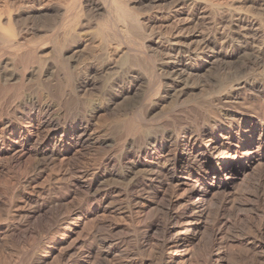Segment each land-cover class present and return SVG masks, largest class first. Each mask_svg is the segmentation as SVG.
<instances>
[{
	"label": "bare ground",
	"instance_id": "6f19581e",
	"mask_svg": "<svg viewBox=\"0 0 264 264\" xmlns=\"http://www.w3.org/2000/svg\"><path fill=\"white\" fill-rule=\"evenodd\" d=\"M104 1L105 0H86L82 7L89 15L99 14L105 9L106 3ZM132 1L137 2L139 0ZM150 1L160 3L166 0ZM107 3L109 5L111 4L109 2ZM171 3L173 5V17L177 19L180 15L185 14V11H187L188 15L191 17L203 15L206 12V10L204 12L203 8L200 6L201 3L197 0H172ZM129 4L130 2H128V0H114L113 4L109 6L110 10L114 9L113 6L115 7V11L113 10L115 12H113L114 19L121 22L125 28L128 26L125 21H127V18L129 21L131 19L128 13ZM71 6H69V8ZM186 8L188 9L186 10ZM215 8L214 10H216ZM211 10L213 11V9ZM213 13L215 14L214 11ZM222 13H225L224 9ZM73 14L75 13L73 12ZM225 14H228L227 17L218 14L221 17L219 16L218 19L214 18L217 20L215 23L216 29L214 31L206 35L204 34L203 37H201L202 35L198 36L196 31L185 34L181 33L178 36L176 35L172 40H168L167 46H160L159 50L155 53L152 52V54H149L146 50V46L139 42L137 35L141 30L140 23L138 19H132L133 26L129 31H132L133 35L129 34L128 29H126V33L124 34L126 35L128 33V36L125 38L126 43L133 44L135 49L131 48V45H128L130 48L127 47L124 51L118 49L119 58H122L123 65L122 63L120 64L122 66H118L117 61L116 63L111 62L108 50V44L111 39L108 33L112 30L107 32L108 28L106 24L108 22L102 23L100 25L101 28L98 26L100 28H98V34L88 38L86 41L88 43L84 44L83 39L86 36L83 33L86 24H89V22L83 19L79 20L80 18L78 19L73 15V18L68 23H66L67 20H64L65 23L63 22L60 29H58L55 28V24L50 21L47 26L50 28L49 31L52 32L51 35L49 38L42 39V41L39 40V42H41L35 44L40 46L41 49H49L51 59H45V61H43L41 57L37 55L35 49L23 50L25 51L24 53H22L20 49V53L18 50L19 48H16L17 46L15 47L13 45L14 48H11L12 42L9 39L10 37L4 36L6 33L4 31L6 30L1 27L0 21V41L7 43L8 45L6 47L11 48L7 53V58H10L11 63L9 60L10 64L8 65L5 61L0 60V162L3 161L6 163V165L9 166H7L8 168L11 167L12 169H16L15 175L23 191H28L30 189V193H37L34 201L37 211H41L42 208L44 209L46 207L45 205L49 203H58L64 197H62V195L61 197L59 195L60 198L52 197V193L54 192L51 193L50 189L45 190V187L40 190L38 189L39 191L35 190L27 180L28 176L23 175V172L19 171L20 164L25 159L27 160L28 157L31 158V156H34L45 166L52 163L59 156L63 155V153L70 151V147H80V145L86 146L90 143L105 144L107 142L105 135H102L104 137H102V140H99L98 137H92L91 134L88 133L94 116L99 112L108 111L112 104L118 100H124L126 97L124 95L134 93L138 88H142V100L147 97H152L153 94V96H157L155 97L157 101L149 105L142 104V108L138 104L140 110L136 111L135 115L130 114V117L120 119L121 121L119 120L118 123L114 121L117 123L116 127H114L116 128L114 134L120 141L113 142L110 151H108L110 153H105L106 155L102 164H99L103 165V168L97 173L99 178L114 177L117 186L114 187L113 185V187H108L102 191L103 193H98L100 189L98 191L96 190L97 181L83 176L82 179H84L79 186L77 185L76 187L72 185L70 188H76L75 190L78 191L77 193L86 197L91 198L97 196V204L99 206L106 203L107 199H109L110 192L117 187L121 188V186H124L126 189L129 186L134 189L139 188L142 192H144L143 190H148L146 194L154 189H157L158 193H167L169 197L168 200L164 203L161 201L164 208V219L157 240H154L152 237L156 220L149 219L148 221L142 222V224L130 226L128 228V234L134 241L136 253H139L141 256H146L149 264H187L188 261L190 263L191 259L195 260V264L233 263V254L231 255L230 251L224 249V245L227 241H225L222 236L223 229L221 230L220 227L217 228L219 224L217 216L214 217L216 219H214L210 225L205 224L203 219L207 207H209L210 204H214L213 199L215 197H226V195L238 185L237 183L242 180L243 177L247 176L250 171L257 177L258 184H261L264 179V30L262 31L260 29L259 25L262 22L258 21L260 24L257 23V18H248L245 17V15L234 18V11L230 9ZM70 16H72V14ZM133 17L136 18L137 16ZM14 20L15 23H17L16 18H14ZM182 21H185V19ZM10 23L9 16L5 27L11 28ZM129 25L130 28L132 24L130 23ZM217 29L221 31L218 32ZM224 30L226 31L225 35H223ZM119 35L122 34L120 33ZM119 35L114 33L111 35V37H113L112 39L118 43V46L122 39ZM217 36H221L223 40L225 39V41L229 43L231 50L227 51L222 48H217ZM94 38H97L98 44L93 54L91 43ZM197 38H200V40L196 41ZM124 41L121 42L123 43ZM84 53L89 56V59L93 57L92 61L83 64V75L78 71L79 74H77V76H72L74 70L80 67L77 68L80 58ZM241 57L245 58L247 65H242L237 71H234V74H236L235 72L243 73L248 69V66H251L253 69L261 68V71L255 73L256 75H254V77L252 76L251 79H249L250 75L248 76L246 74L248 79L237 80L235 84H233L234 81L230 79L231 82L229 85L227 84L228 89L224 91L226 93L219 96L217 92L218 97L214 99L215 101H209L211 102H208L209 104L205 103L208 105L201 109L196 108L195 115L191 113V110H186L188 108L185 110L182 109L183 112L180 115L172 111V113L169 114L171 115L170 121L167 120L169 118L168 115L165 120L166 117L164 118L161 114L164 120L169 123L170 127L168 129L170 130L167 132L164 131L166 129L163 131L159 129L161 131H152L154 133L151 135L146 133L147 126L145 124V117L161 107L166 100L173 99L178 102L185 93L195 91L196 89L192 86L193 83L191 82L195 75L205 72V70L214 63L223 62L224 60L234 61ZM110 75L111 78H109ZM124 84H127V89L124 91L121 88H119L120 90H115V87ZM95 87L100 89L98 99L96 100L95 98L96 101L90 103L91 100H89V103H85L81 95H87L90 90ZM246 90H249L254 96L251 94V96L248 97L244 96L242 98L243 103L246 104L251 97H253L254 100L251 103L247 102L248 107L245 108V110H234L237 107V103L234 102V99L238 96L241 97V95H245ZM139 106L137 107L139 108ZM170 106L173 108L172 105ZM160 109L161 108H159V111ZM162 109L160 112L165 110L162 111ZM219 111L224 112L220 113ZM159 127L162 126L160 125ZM148 129H153V127ZM41 131L44 134L40 137ZM109 131L111 132V130ZM205 139H207V143H204ZM168 147H172V151L166 150ZM180 147L181 152L177 153L176 150ZM32 161L34 160L32 159ZM162 161L164 162L162 163ZM54 166L56 167V165ZM61 168L62 167H60V169ZM36 169L38 170V168ZM57 175L59 174L57 173ZM68 176L71 177L70 175ZM29 178H31V176ZM57 179L58 178H56V180ZM65 179H68V177ZM102 182H104V180ZM72 183L70 182V184ZM66 185L67 183L64 187H66ZM57 189L59 190L58 184ZM64 193L66 194V192ZM26 194L28 193L26 192ZM125 195L126 194H124V196ZM116 197L114 199H116ZM23 198H25V196ZM73 198L75 199L76 197ZM83 200L85 201V199ZM261 201L262 220H260V222L257 221L258 223H255V226H253L254 231L251 236V242L249 241V247L245 254L251 253L250 255L255 261L264 264V195L261 197ZM155 205L157 207V204ZM143 207H145L144 204H142L141 208ZM157 208L153 209L157 210ZM91 210L92 207L87 202L85 205H79L74 210L68 212L65 217L68 223L74 221L79 213L86 212V214L83 215L79 227L76 228L77 226L74 225L72 226L74 229L71 228V230H69L70 235L75 236L78 235L81 230L89 229L88 223L92 219ZM156 210L152 211L156 212ZM137 218L139 219L141 217L139 216ZM206 234L209 236L208 247L204 250L198 249V252H195L194 245ZM80 240L82 241L81 238ZM77 242L78 238H75L72 243L75 244ZM121 242L119 241V243ZM58 243L55 241L48 248L37 246L32 250L31 254L29 252L28 254L26 250L20 248L22 246L19 244L20 250L17 255L12 256L9 253L11 256L1 259L0 264H49V260L53 259L51 257L56 251V264L58 262H61V264L113 263V261L110 263L108 260L111 252V249L108 248L109 244L106 246L105 250L100 249L97 254H94L92 251L94 247L89 243L85 245H83V243L82 245L85 247L83 254L73 255L72 253L73 256H67L68 254L66 251H60L61 249L58 250ZM154 243L159 247L157 253H155L156 251L153 252L151 249L156 245ZM95 245L97 244L95 243ZM27 248H29V246H27ZM116 248L118 249L117 246ZM122 250L123 249H121V251ZM258 250H261L260 253H263H261L263 256L262 258L258 257V255L260 256V253H257L259 252ZM28 255L31 257L29 261H27ZM66 256L67 258H65ZM244 257H246V255ZM141 258L139 264H146L145 259Z\"/></svg>",
	"mask_w": 264,
	"mask_h": 264
},
{
	"label": "rangeland",
	"instance_id": "374dc122",
	"mask_svg": "<svg viewBox=\"0 0 264 264\" xmlns=\"http://www.w3.org/2000/svg\"><path fill=\"white\" fill-rule=\"evenodd\" d=\"M85 1L86 0H82V1L81 0H0L1 27L5 28V30H6V31H4L6 33L5 34L3 33V34H4V36H6L8 38L10 37L9 39L12 42L11 43L12 46H10L11 48H14V46L15 47L17 46L16 48H19L18 50L20 53H21L20 49L22 50V53L25 52L23 50L35 49L37 55L39 57H41V59L43 61H45V59H47V60L51 59L49 49L48 48L41 49L40 46L35 45V44H38L37 42H39V40L42 41V39L44 40V39L49 38V36L51 35L52 32L49 31L50 28L47 26L50 23V21H52L55 24L54 27L58 28V29H60V26H62L63 22L65 23L66 20H67L66 23H68L73 18V15H74V17H77L78 19L80 18L79 20L83 19L86 22H89V24L87 23L85 26L84 33L82 32L86 36L83 39L84 44L88 43V42H86L88 38H90L92 36L94 37L98 34L99 29L101 28L100 25L102 23L108 22L106 24L107 28H108L107 32H109L111 30L113 31V32L111 31L108 33V34H110V39H111L109 41L110 43L108 44V50H109V54L111 57V62L116 63V61H117L118 62L117 65L122 66L123 65L122 60H121L122 58L121 57L119 58L118 49L124 51V50H126L125 48H127L131 45V44L126 43V40H125V38L128 36L127 35L128 33L126 35L124 33H126V29H128V31L131 30V28L133 26V20L132 19H138V22L140 23L141 30H140L139 34L137 35L138 40H139V42L143 43L144 46H146V50H147V52H149V54H152V52L155 53L157 50H159L160 46H167L168 40H172L174 37H176V35L178 36L181 33L185 34V33H190L192 31H196L198 36L202 35L201 37H203L204 34L206 35L212 31H214L216 29L215 23L217 22V20H215V19H218L220 15L227 17L228 14L226 15L225 13L229 9L234 11V18L238 17L240 15H245V17L253 18V19L257 18L256 19L257 23L262 22L261 24L259 23L260 29L262 31L264 30V0H197L201 3L200 6L203 8L204 12L206 10L205 14L198 15L196 17L195 16L191 17L188 15V12L184 10L185 14L180 15L179 16L180 18L178 17V19L176 17H173V12H172L173 11L172 10L173 5L171 3L172 0H166V1L160 2V3L159 2L156 3V2H153L150 0H141V1L139 0L137 2L132 1V0H128V2H130L129 6H128L129 7L128 13L130 14L129 16L131 17V19L129 21V19L127 18L128 22L125 21L126 25H128L126 28L124 27V25H122L121 22L114 19L113 14L115 13L114 12L115 7L112 5L114 9H111V10L109 9L110 8L109 6H111V4H113L114 0H105L104 2L106 3L105 5L107 7L105 6L104 11H102L99 14H90V15L87 14L85 12V9L82 7L84 5ZM107 2H109L111 4L109 5ZM69 6H71V7L69 8ZM68 8H69V12H68ZM214 8L216 10H214ZM187 9L188 8H186V10ZM211 9H213L215 14L213 13V11ZM223 9H224L225 13H222ZM82 10H83V12H82ZM133 10H135V11H133ZM108 11H109V13H108ZM73 12L75 14H73ZM66 13H68V14H66ZM110 13H112V14H110ZM71 14H72V16H70ZM218 14H220V15H218ZM64 15H65V17H64ZM9 16H10V22H11L10 27L11 28H6L5 26L7 24V19ZM89 16H90V18H89ZM133 16H137V17L134 18ZM249 16H251V17H249ZM86 17H87V19H86ZM14 18H16L17 23H15ZM184 19H185V21H182ZM115 21H117V22H115ZM130 23L132 25L129 28ZM114 29H115V32H114ZM39 30H41V31H39ZM220 31L221 30H218V32H220ZM45 32H47V33H45ZM119 32L122 35H119L120 34ZM142 32H143V34H142ZM112 33L118 34L119 37L122 38L120 40L119 46H118V43L114 39H112L113 38V37H111ZM129 34L133 35V32L129 31ZM225 34H226V31L224 30L223 35H225ZM134 35H136V34H134ZM12 40H14V41H12ZM198 40H200V38L196 39V41H198ZM121 41H124V42L122 43ZM221 41H224V42H221ZM113 42H115V43H113ZM226 42L227 41H225V39L223 40V38L221 36H217V45H216L217 48H222V49L227 50V51L231 50L229 43L227 42L228 43L227 44ZM97 44H98V40H97V38H94V40H92V43H91V47L93 48V54L95 53V48H96ZM7 45H8L7 43L0 41V60L5 61L9 65L11 63V60H10V58H7L8 57L7 53L9 52L8 50H10L11 48L6 47ZM132 46H134L133 44L131 45V48L135 49V46L134 47H132ZM224 47H226V48H224ZM2 55H3V57H2ZM82 55L83 56H81L80 62L78 63L77 68L79 66L80 67L78 69L74 70L72 76H77V74H79V72L81 75H83V72H84L83 64L86 62L92 61V59H93V57H91L89 59V56H87V54H85V53ZM155 59H157V58H155ZM9 60H10V63H9ZM121 63H122V65H120ZM242 65H247L244 57H241V58L234 60V61L224 60L223 62L221 61L219 63L217 62V63L212 64L211 66H209L205 70V72H202L200 74L195 75L191 80V82L193 83L192 86L195 87V89H196L195 91H193L191 93L190 92L185 93L184 96L181 97L178 102L174 101L173 99L166 100L162 104L163 106L161 105V107H159L161 109L163 107L162 111L165 109L163 112H160L161 109L159 111V108H158V109H156V111L155 110L153 111L154 113L151 112L145 117L146 118L145 119L146 120L145 121L146 126L148 128L153 127V129H148L146 127V131H147L146 133L151 135L152 133H154L155 131H158L159 129H161L162 131L164 129H166L164 131L168 132V130H170V129H168L170 126H169V123L165 120L167 119L168 116H169V118L167 120H169V121L171 120V118H170L171 115H169V114H171L172 111L175 114L180 115L183 112V110L188 108L186 110H189V111L191 110V113L194 114L196 112V110H195L196 108L201 109V108L207 106L209 103L214 102L215 101L214 99L216 97H218V93H219V96L226 93L224 91L226 89H228L227 86L231 82L230 79L233 80L234 82L233 81L232 82H233V84H235V82L237 80L248 79L249 75H250L249 79H251L252 76L254 77V75H256L255 73H259L261 71V68L260 69H253L251 66H248V69H246L243 73L235 72L236 74H234V71H237ZM81 67H82V69H81ZM246 71H247V73H246ZM237 73H238V77H237ZM249 73H251V74H249ZM109 78H111V75ZM234 78H236V79H234ZM96 81L98 82L97 79H96ZM109 81H110V79H109ZM224 85H225V87H224ZM97 87H95L97 89V91L95 88H93L90 90V92L87 95H85V96L81 95V98L85 103H89V100H91L90 101V103H91V102L96 101L98 99V96H99L98 93L100 92V89ZM216 87H217V89H216ZM119 88H121L124 91L125 89H127V84H124L122 86H117V87H115V90H120ZM139 89L140 88H138L136 90V92H134V93L124 95V96H126L124 98V100L120 99L117 102H115L114 104H112L111 108L109 109L110 111L108 110L106 112H99L98 114H96L94 116L88 133L91 134L92 137H98L99 140H102V137H104L102 135H105V138H107V142L105 144H92V143H90V144H87L86 146L80 145V147L79 146L70 147V151L63 153V155H61L57 159H55L53 161L54 163L52 162L53 164L49 163L48 165H45V166L42 165L41 162H39L40 160L37 157H34V156H31V158L28 157L27 160L26 159L24 160L25 162L24 161L22 162L23 164L22 163L20 164V170L19 171L23 172V175L28 176L27 180L31 183V186H33L35 188V190H38V189L40 190V189H43L45 187L44 188L45 190L50 189L51 193L54 192V193H52V195H53L52 197L60 198L62 195V197H64L62 199L63 201L61 200L58 203L57 202L56 203L55 202L49 203L51 207L49 206V204H47V205H45L46 207L44 206L45 207L44 209L42 208L41 211H37L36 206H35L36 204L34 203L37 193L36 194L30 193V189L28 190L29 192L23 191L20 188L17 177L15 175L16 169H12L11 167H10L11 168L10 169V168H8L9 166L6 165V163H4L3 161L0 162V222H1L0 223V226H1L0 227V256H1L0 260L3 258H6L8 256H11V255L16 256L18 251L20 250V248H22L23 250H26L27 253L29 252L31 254L32 250H34L37 246H43V248H48L55 241H57V243L59 241V243L57 244L58 250L61 249L60 251H62V250L66 251L68 254L67 256L72 255V253H73V255L74 254H79V255L83 254V252L85 251V247L83 245L88 244V243L91 244L92 247H94L92 250L94 254L95 253L97 254V252L100 249L105 250L106 246L109 244V245H111V246L108 245V248L111 249L110 256L108 257V260L110 263H112V261H113L112 264H127V263L139 264V260L142 257L141 259H145L146 264H147V262L149 264V261H147L148 259L146 256H141L139 253H136L137 251H135V248H134V246H135L134 241L130 237V235L128 234V228L130 226H137L138 224H142V222L148 221L149 219L156 220L155 221V227H154V229L156 231L153 230L152 237L154 240H157L159 235H160L162 221L164 219V211H163L164 208H163L162 204L165 201H167L169 198L167 193H158L157 189H154V190H150L149 193L146 194V192L148 190H143L144 192H142V190L140 191L139 188H138L139 189L138 190L136 188L134 189L133 187L129 186L126 189L124 186H121V188L117 187L112 192H110L109 193V199H107L106 203L102 204V206L101 205L99 206L97 204V201H98L97 196L91 197V198L86 197L80 193H77L78 191L75 190L76 188H73V189L70 188L72 185H75L76 187H77V185L79 186L84 179V178L82 179L83 176L89 177V178H91V180L97 181L96 182L97 183L96 190L98 191L100 189L98 191V193H103L102 191H104L108 187H113V185H114V187L117 186L114 177H106V178H102V179L99 178V175L97 173L99 172V170H101L103 168V165H99V164H102V161H103L105 155L110 153L108 151H110L111 145L113 144V142L120 141L118 139V137L115 136V134H114L115 133L114 131L116 130V128H114V127H116V124L119 122V120L126 118V117H130L131 116L130 114L135 115L136 111L140 110V106H141V108L143 107L142 104L143 105L144 104L149 105V104H152V103L157 101V98H155L157 96L156 95L153 96V94H152V97H147L144 100H142V98H141L142 88L140 90ZM208 89L210 90V92ZM215 92H216V94H215ZM221 92H222V94H221ZM91 93H93V94H91ZM205 94H206V97H205ZM250 94L252 96H254L249 90H246L245 95H241V97L240 96L236 97L234 99V102L237 103V105H236L237 107L234 110H237V109H239L238 111L245 110V108L248 107V103H251L254 99H253V97H251L250 100H248V101L246 100L248 103L246 102V104H245V103H243L242 98L244 96L245 97L251 96ZM133 96H136V97H133ZM149 96H151V95H149ZM95 98H96V100H95ZM211 99H213V100H211ZM209 101H211V102H209ZM205 103H208V104H205ZM169 104L172 105L173 108ZM137 106H139V108ZM192 109H194V110H192ZM168 111H170V112H168ZM219 112L223 113L224 111H219ZM161 114L164 118L166 117L165 120L161 116ZM114 121H117V123ZM112 123H113V125H112ZM114 123H115V126H114ZM160 125L162 127L163 126L164 127L163 128L159 127ZM157 127H159V128H157ZM154 128H156V129H154ZM112 129H114V130H112ZM109 130H111V132ZM161 130H159V131H161ZM152 131H154V132H152ZM43 134L44 133H42V131H41L40 137ZM204 143H207V139L204 140ZM171 148L172 147H168L166 150L172 151ZM99 150H102V151H99ZM99 152H101V153H99ZM176 152L180 153L181 147L178 148V150H176ZM32 159L34 161H32ZM163 162L164 161H162V163ZM97 164H98V166H97ZM54 165H56V167ZM46 166H48V167H46ZM60 167H62L61 168L62 170L60 169ZM27 168H29V169H27ZM36 168H38V170ZM66 171H67V173H66ZM82 171H84V172H82ZM57 173L59 175H57ZM34 174H37V175H34ZM61 175H62V177H61ZM68 175H70L71 177H69ZM30 176H31V178H29ZM33 176L35 179L33 178ZM72 176H73V178H72ZM67 177H68V179H65ZM250 177H251V179H250ZM56 178H58V179L56 180ZM30 180H32V181H30ZM103 180H104V182H102ZM65 181H67V182H65ZM263 181H264V179L262 180V182ZM70 182L71 183L73 182V183L70 184ZM262 182H261V184L260 183L258 184L257 177L254 176L253 172L250 171L247 174V176L243 177L242 180H240L237 183L238 185H236L233 188V190H231L230 193L228 195H226V197L225 196H223L224 198L223 197H221V198L215 197L216 199L215 198L213 199L214 204L213 205L210 204L209 207H207V210L205 212L206 216L204 215L203 221L207 225H210L212 223V221L214 219H216L214 217L217 216V219L219 220V224L217 225V228L220 227L221 230L223 229L222 230V232H223L222 236H223L224 240L227 241L226 244L224 245V249L227 251H230V254L231 255L233 254L232 257H234L233 258L234 261L231 264H260L259 261L257 262L253 259V257L250 255L251 253H249V254H245V253L249 247V243L251 242V236H252L253 231H254L253 226H255V223L257 224L258 222H260V220H262L261 219L262 218V216H261V211H262L261 210L262 209L261 197L264 195L263 194L264 193V182L263 183ZM66 183H67V185H66V187H64V185ZM68 183L70 186L68 185ZM57 184H58L59 190L57 189ZM35 186H37V187H35ZM61 187H62V189H61ZM17 188H19V189H17ZM68 188H70V189H68ZM15 189H16V191H15ZM72 190L75 192H73ZM122 190H125V191H122ZM59 191H60V193H59ZM26 192L28 194H26ZM64 192H66V194ZM72 193L74 196L72 195ZM124 194H126V195L128 194V195L124 196ZM59 195H60V197H59ZM230 195H231V197H230ZM24 196H25V198H23ZM27 196H28V198H27ZM21 197H22V199H21ZM73 197H76V198L74 199ZM115 197H116V199H114ZM69 199H71V200L73 199V200L71 201ZM76 199H77V201H76ZM83 199H85V201ZM3 200H4V202H3ZM16 200H17V202H16ZM126 200H127V202H126ZM110 201H112L113 203ZM85 202L86 203L88 202L90 204V206L92 207V210H91V218L92 219L90 218L91 221L88 223L89 229L81 230L79 232V234L75 235V236L70 235L69 230H71V228L74 229L72 227L74 225L77 226L76 228L79 227L80 222L83 218V215L86 214V212L85 213L84 212L79 213L76 216V218L74 219V221H71L69 223L67 222L68 220H65V217L67 216V214L70 210L71 211L74 210L79 205H85L86 204ZM109 202H110V204H109ZM125 202L129 203V204H126ZM5 203H7V204H5ZM142 204H144L145 207L141 208ZM155 204H157L158 208L156 207ZM33 206H35V207H33ZM53 206H55V207H53ZM27 207H29V208H27ZM128 208H130V209H128ZM153 208H157V210L153 209ZM149 209H151V210H149ZM146 210H147V213H146ZM152 210H156V212L152 211ZM139 216L141 218L138 219L137 217H139ZM135 219H137V220H135ZM63 220H64V222H63ZM130 220H132V221H130ZM134 223H135V225H134ZM64 224L65 225L67 224V225L65 226ZM4 229L8 232H6ZM13 232H14V234H13ZM20 232H22V233H20ZM15 234H16V236H15ZM21 237H23V238H21ZM105 237H106V240H105ZM75 238H78V242L74 244L72 242L75 240ZM80 238L82 239V241L80 240ZM91 239H92V241H91ZM36 240H38V241H36ZM86 240H89V241H86ZM123 240H124V242H123ZM125 240H126V242H125ZM94 241L98 246L95 245ZM119 241L120 242L122 241V242L119 243ZM27 242H28V244H27ZM246 242H247V244H246ZM19 244L22 247H20ZM29 244H31V245H29ZM71 244H72V246H71ZM154 244H156V243H154ZM208 244H209V236H208V234H206L196 243V245H194L195 252H198V249L199 250L200 249L201 250L206 249L208 247ZM27 246H29V248H27ZM116 246L118 247L119 250L116 248ZM79 247L81 248V250ZM121 249H123V250L121 251ZM151 249L153 252L156 251L155 253H157L159 247L156 244ZM228 249H230V250H228ZM9 250H10V252H9ZM124 251H125V253H124ZM258 251L259 252H257V253L259 254L261 250H258ZM6 253H8V254H6ZM261 253H260V256L258 255L259 258L263 257L262 256L263 253L262 254ZM245 255H246V257H244ZM67 256L65 258H67ZM110 257H111V259H110ZM30 258H31L30 255H28L27 261H29ZM51 258H53V259L49 260V262H50L49 264H51V263L54 264L57 261V251L54 255H52ZM194 262H195V260L191 259L190 263L188 261L187 264H195ZM57 264H61V262H58Z\"/></svg>",
	"mask_w": 264,
	"mask_h": 264
}]
</instances>
